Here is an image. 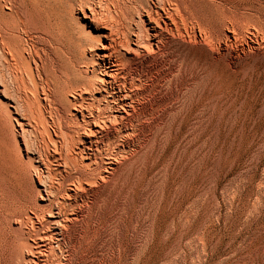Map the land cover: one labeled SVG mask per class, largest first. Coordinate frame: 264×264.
<instances>
[{
    "label": "rangeland",
    "instance_id": "1",
    "mask_svg": "<svg viewBox=\"0 0 264 264\" xmlns=\"http://www.w3.org/2000/svg\"><path fill=\"white\" fill-rule=\"evenodd\" d=\"M187 1L201 9L195 40L183 41L195 62L191 109L186 72L177 85L171 72L181 57L187 59L186 48L165 44L162 53L137 65L156 90L122 159L133 162L132 184L120 185L121 193L106 200L105 189L90 196L87 209L100 234L90 242L87 229H67L61 247L41 264H58L65 256L63 264H264V0ZM53 3L22 4L21 18L29 32L39 33L33 44L43 57L66 44ZM66 18L78 29L76 20ZM157 100L163 105L152 109ZM163 107L180 113L172 128L156 130L155 122L168 119ZM0 118V264H13L19 252H29L30 239L10 212L23 214L26 200L36 202L28 165L16 153L1 107ZM6 157L14 169L2 161Z\"/></svg>",
    "mask_w": 264,
    "mask_h": 264
},
{
    "label": "bare ground",
    "instance_id": "2",
    "mask_svg": "<svg viewBox=\"0 0 264 264\" xmlns=\"http://www.w3.org/2000/svg\"><path fill=\"white\" fill-rule=\"evenodd\" d=\"M23 1L2 0L0 68L8 83L0 71V107L11 124L16 153L28 165L36 202L26 200L23 214L10 212L12 223L30 239L29 252H19L13 264H41L61 247L67 229L80 228L82 234L87 229L90 242L96 239L100 233L92 228L90 196L105 189L106 200L130 182L133 162L122 159L131 150L139 117L147 112V97L156 90L137 65L165 44L186 48L187 59L180 56L171 72L175 85L186 72L191 109L195 62L183 41L195 40L201 9L187 0H54L66 44L43 57L33 44L39 33L29 32L21 18ZM66 15L76 20L78 29L66 22ZM7 88L10 96L4 94ZM161 103L149 104L158 109ZM166 108L162 111L168 119L155 122L156 130L162 124L170 129L177 120L180 112ZM2 161L11 169L16 166L9 157ZM62 259L57 263L63 264Z\"/></svg>",
    "mask_w": 264,
    "mask_h": 264
}]
</instances>
